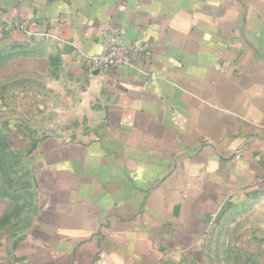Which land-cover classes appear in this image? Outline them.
<instances>
[{
  "label": "crops",
  "instance_id": "0c3cea01",
  "mask_svg": "<svg viewBox=\"0 0 264 264\" xmlns=\"http://www.w3.org/2000/svg\"><path fill=\"white\" fill-rule=\"evenodd\" d=\"M4 118L0 264H264V0H0Z\"/></svg>",
  "mask_w": 264,
  "mask_h": 264
},
{
  "label": "rangeland",
  "instance_id": "374dc122",
  "mask_svg": "<svg viewBox=\"0 0 264 264\" xmlns=\"http://www.w3.org/2000/svg\"><path fill=\"white\" fill-rule=\"evenodd\" d=\"M50 103V104H49ZM47 104V121L42 123V120L39 119V117L34 114L33 110L31 111V118H30V124L32 130L35 131V134L33 133V138L38 137V136H45L50 134V129L47 128L44 130V132H40L36 128L39 127H44V124H48L49 126H53L55 123H62V121L66 120L67 122L70 121V116L69 113L66 111H62L59 109H56L55 103L54 102H49ZM65 113L67 114L65 116ZM38 117V118H37ZM5 118L3 121L0 122V149L4 153V156H6L4 159V185L6 187H9L10 183L8 182L10 178L14 177L13 179L16 180L15 183L17 185L22 184L23 181L17 180L16 177H21L22 173L24 172L25 174L27 173L24 170L23 166V152L21 149H17V146L14 144L13 136L10 135V133H5V128H6V123H4ZM8 182V183H6ZM11 182V187L13 186L12 181ZM9 184V185H8ZM228 264H231V262H227Z\"/></svg>",
  "mask_w": 264,
  "mask_h": 264
},
{
  "label": "built area",
  "instance_id": "2783aa9c",
  "mask_svg": "<svg viewBox=\"0 0 264 264\" xmlns=\"http://www.w3.org/2000/svg\"><path fill=\"white\" fill-rule=\"evenodd\" d=\"M142 50H144L143 46H134L124 41L120 34L116 30H113L106 32L104 35V50L100 54L91 55L82 53L81 55L91 71L104 74L116 66H130L131 55ZM239 155V152L235 150L232 158H237Z\"/></svg>",
  "mask_w": 264,
  "mask_h": 264
},
{
  "label": "trees",
  "instance_id": "16d2710c",
  "mask_svg": "<svg viewBox=\"0 0 264 264\" xmlns=\"http://www.w3.org/2000/svg\"><path fill=\"white\" fill-rule=\"evenodd\" d=\"M0 154L4 155V153L1 151V149H0ZM0 157H1V155H0ZM4 174H5V173H4Z\"/></svg>",
  "mask_w": 264,
  "mask_h": 264
}]
</instances>
